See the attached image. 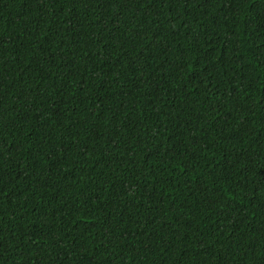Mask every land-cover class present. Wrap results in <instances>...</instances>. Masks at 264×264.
<instances>
[{
	"label": "trees",
	"instance_id": "16d2710c",
	"mask_svg": "<svg viewBox=\"0 0 264 264\" xmlns=\"http://www.w3.org/2000/svg\"><path fill=\"white\" fill-rule=\"evenodd\" d=\"M0 264H264V0H0Z\"/></svg>",
	"mask_w": 264,
	"mask_h": 264
}]
</instances>
